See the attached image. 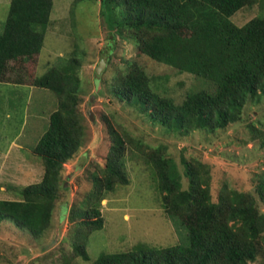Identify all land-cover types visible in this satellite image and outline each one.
<instances>
[{"label":"trees","instance_id":"16d2710c","mask_svg":"<svg viewBox=\"0 0 264 264\" xmlns=\"http://www.w3.org/2000/svg\"><path fill=\"white\" fill-rule=\"evenodd\" d=\"M83 1L88 0H73L72 8ZM256 1L100 0V15L112 37L130 40L137 49L124 76L112 87L113 96L127 104L133 101L153 124L183 136L196 130H224L239 122L247 102L258 104L264 97V16L242 27L230 19ZM52 8L53 0H10L0 33V83L48 90L57 101L46 131L31 150L42 160L41 181L21 189L18 201L0 200V221L10 220L36 239L49 225L63 188L64 165L80 149L84 133L79 60L60 59L43 75H36L35 59ZM149 63L208 81L213 89L189 93L176 104L152 88ZM124 152L125 143L112 137L102 176H92L94 187L82 203L73 204L70 217L81 220L78 226L83 233L103 228L99 210L103 195L128 185L122 169ZM142 153L154 170L162 208L186 230L187 244L153 248L138 243L126 252L101 253L92 264H250L257 260L264 250V217L250 195L225 191L213 202L209 170L191 161L183 163L189 188L182 190L172 160L160 148ZM85 234L76 236L72 247L77 257L88 261Z\"/></svg>","mask_w":264,"mask_h":264},{"label":"rangeland","instance_id":"374dc122","mask_svg":"<svg viewBox=\"0 0 264 264\" xmlns=\"http://www.w3.org/2000/svg\"><path fill=\"white\" fill-rule=\"evenodd\" d=\"M7 1L0 0V33L8 14ZM72 3L53 0L51 22L34 66L41 76L60 59L79 60L82 143L64 165L60 197L39 238L10 220L0 221V264H92L101 253L126 252L138 243L153 248L187 244L186 230L162 208L154 170L142 153L149 148H160L172 160L182 190L189 188L183 163H199L209 170L213 202L225 191L247 194L264 217V97L258 104L248 101L240 121L224 130H196L183 136L153 124L133 101L127 104L112 94V87L137 55L136 46L112 37L100 15V0L83 1L74 8ZM260 16H264V0L240 9L230 20L242 27ZM147 69L152 88L176 104L189 93L213 89L208 81L163 65L149 63ZM56 106L48 90L0 83V200L18 201L21 189L41 181L42 160L31 150ZM115 136L125 143L122 169L129 183L103 195L99 204L103 228L85 234L78 226L81 220L70 217V211L94 187L91 177L102 176ZM84 234L88 261L77 257L72 247L76 236ZM250 264H264V250Z\"/></svg>","mask_w":264,"mask_h":264},{"label":"water","instance_id":"95a60500","mask_svg":"<svg viewBox=\"0 0 264 264\" xmlns=\"http://www.w3.org/2000/svg\"><path fill=\"white\" fill-rule=\"evenodd\" d=\"M104 58H102V61H103ZM102 61L99 63V66L97 67L96 69V73L97 75L99 74L100 70L102 69Z\"/></svg>","mask_w":264,"mask_h":264},{"label":"crops","instance_id":"0c3cea01","mask_svg":"<svg viewBox=\"0 0 264 264\" xmlns=\"http://www.w3.org/2000/svg\"><path fill=\"white\" fill-rule=\"evenodd\" d=\"M2 1H3V0H2ZM7 3L9 4V3H10V0H8Z\"/></svg>","mask_w":264,"mask_h":264}]
</instances>
